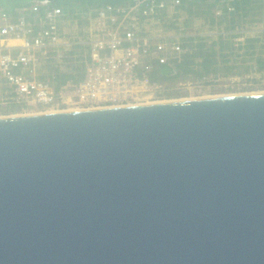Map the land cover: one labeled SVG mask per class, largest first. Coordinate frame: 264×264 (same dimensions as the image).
<instances>
[{"label": "water", "instance_id": "95a60500", "mask_svg": "<svg viewBox=\"0 0 264 264\" xmlns=\"http://www.w3.org/2000/svg\"><path fill=\"white\" fill-rule=\"evenodd\" d=\"M0 264H264V91L0 116Z\"/></svg>", "mask_w": 264, "mask_h": 264}, {"label": "built area", "instance_id": "2783aa9c", "mask_svg": "<svg viewBox=\"0 0 264 264\" xmlns=\"http://www.w3.org/2000/svg\"><path fill=\"white\" fill-rule=\"evenodd\" d=\"M183 2L129 0L77 9L72 17L51 0L0 9V90L23 109L41 111L111 107L156 96L162 84L151 79L150 70L182 49L163 17ZM80 17L83 27L70 32ZM76 45L86 47L83 76L56 89L52 76H42L44 68L51 59L63 65L64 49Z\"/></svg>", "mask_w": 264, "mask_h": 264}, {"label": "trees", "instance_id": "16d2710c", "mask_svg": "<svg viewBox=\"0 0 264 264\" xmlns=\"http://www.w3.org/2000/svg\"><path fill=\"white\" fill-rule=\"evenodd\" d=\"M34 1L0 0V9L13 11L17 7L31 5ZM128 1L51 0L53 4L61 6L70 17L74 16L77 9L86 12L89 8L103 4H119ZM183 1L170 17H163L164 26L171 28L170 25H173L176 32L180 25L183 26L181 30L185 31L187 26L193 24L192 4L194 3L206 10L202 23L210 29L222 23L226 24L230 30H236L245 23L262 22L264 24V0H191L190 4ZM230 6L233 9H229ZM218 10L221 12L216 13ZM240 36L241 34L236 31L220 33L214 38L211 35L180 34L176 40L181 44V51L166 63H156L150 70V77L167 85L188 76L203 78L211 74L229 76L243 75L252 71L264 73V30L254 35H246L244 39H239ZM76 46L64 49L65 60H71L65 64V67L51 59L44 68L46 73L42 76L44 78L52 76L56 89L69 78L79 79L83 76L86 47Z\"/></svg>", "mask_w": 264, "mask_h": 264}, {"label": "rangeland", "instance_id": "374dc122", "mask_svg": "<svg viewBox=\"0 0 264 264\" xmlns=\"http://www.w3.org/2000/svg\"><path fill=\"white\" fill-rule=\"evenodd\" d=\"M187 4L191 3V0H185ZM194 7V13H193V24H190V26H187L186 30H181L183 26L180 25L179 29L174 28L175 26H172L171 28L174 29L169 32H175L176 34H192V35H204L209 36L211 35L212 38L216 37L220 33L226 34L227 32L236 31L241 34L239 39H244L246 35H254L257 34V32L264 30V24L262 22H253V23H245L243 26L236 28V30H230L227 28L226 24L222 23L219 25H216L214 29H210L208 26L203 25L202 17H204L206 14L205 9L202 7H198L197 4H192ZM217 13V12H216ZM184 16L182 15V18ZM85 17H80V20H78V28L70 27L69 31L72 32L75 31V34L77 33L76 30L79 31L83 27V21ZM82 32V31H81ZM80 32V34H81ZM74 34V35H75ZM75 56V55H74ZM58 61V60H57ZM71 60H65L62 62V66L65 67V64L70 62ZM51 65V64H49ZM264 91V73H258V72H249L247 74L243 75H208L203 78H196L194 76H188L184 77L182 79H178L174 83H170L167 85H164L161 92H158L156 96L153 97H145L144 100L140 101H132L128 104H140L141 103H149L153 101H162V100H178V99H185V98H199L202 96H211V95H218L221 94H242V93H252V92H262ZM127 105V102H124ZM122 104V103H120ZM0 116H8V115H25V114H31L33 112H40L41 110H29V109H23L21 105L15 104V105H9V104H1L0 105ZM119 106V105H118ZM66 110L68 109L65 107ZM51 109V110H50ZM81 109V108H80ZM52 111V110H63V107L61 108H48L46 110H43V112L46 111ZM42 112V111H41Z\"/></svg>", "mask_w": 264, "mask_h": 264}, {"label": "flooded vegetation", "instance_id": "af4514ba", "mask_svg": "<svg viewBox=\"0 0 264 264\" xmlns=\"http://www.w3.org/2000/svg\"><path fill=\"white\" fill-rule=\"evenodd\" d=\"M163 87H164V85L162 84V87L159 88V92H161ZM3 103L4 104H9V105H15V102L12 101L9 98V96L4 93L3 90H0V105L3 104ZM127 103H129V102H127ZM139 104H140V102H139ZM119 105H126V103L123 102L122 104H119ZM127 105H129V104H127ZM0 108H1V106H0Z\"/></svg>", "mask_w": 264, "mask_h": 264}, {"label": "bare ground", "instance_id": "6f19581e", "mask_svg": "<svg viewBox=\"0 0 264 264\" xmlns=\"http://www.w3.org/2000/svg\"><path fill=\"white\" fill-rule=\"evenodd\" d=\"M222 95V94H221ZM224 95H228V94H224ZM229 95H232V94H229ZM213 96H216V95H211V96H202V97H199V98H206V97H213ZM218 96V95H217ZM185 99H198V98H194V97H192V98H185ZM162 101H167V100H162ZM169 101V100H168ZM158 102H161V101H153V102H150L149 101V103H158ZM128 104V103H127ZM130 105V104H129ZM118 106V105H117ZM119 106H121V105H119ZM123 106V105H122ZM102 108V107H101ZM77 109H80V108H69V109H67V110H77ZM51 110V109H50ZM64 110H66V109H64ZM59 111H63V110H52V111H46V112H33V113H31V114H41V113H53V112H59ZM31 114H29V115H31Z\"/></svg>", "mask_w": 264, "mask_h": 264}, {"label": "crops", "instance_id": "0c3cea01", "mask_svg": "<svg viewBox=\"0 0 264 264\" xmlns=\"http://www.w3.org/2000/svg\"><path fill=\"white\" fill-rule=\"evenodd\" d=\"M10 42H15V40H10Z\"/></svg>", "mask_w": 264, "mask_h": 264}]
</instances>
